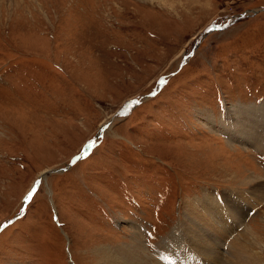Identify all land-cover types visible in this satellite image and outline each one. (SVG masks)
<instances>
[{
    "label": "rangeland",
    "instance_id": "obj_1",
    "mask_svg": "<svg viewBox=\"0 0 264 264\" xmlns=\"http://www.w3.org/2000/svg\"><path fill=\"white\" fill-rule=\"evenodd\" d=\"M252 107L264 0H0V264H101L135 224L157 260L186 199L264 179L219 124Z\"/></svg>",
    "mask_w": 264,
    "mask_h": 264
},
{
    "label": "bare ground",
    "instance_id": "obj_2",
    "mask_svg": "<svg viewBox=\"0 0 264 264\" xmlns=\"http://www.w3.org/2000/svg\"><path fill=\"white\" fill-rule=\"evenodd\" d=\"M252 108L244 110L247 123L240 120L242 124L233 130L229 129L226 121L219 124L228 138L245 141L242 144L245 149L249 146L264 148V110L262 107ZM251 114L254 115L252 119L247 116ZM242 183L252 184V193L233 191L231 195L224 196L207 191L202 197L186 199L182 218L170 236L155 248L157 260L154 261L147 252V243L142 239L143 227L135 224V242L120 244L116 248L100 247L97 251L100 263L264 264V241L253 224L246 221L253 204L257 206L264 201V179L253 176V179Z\"/></svg>",
    "mask_w": 264,
    "mask_h": 264
},
{
    "label": "water",
    "instance_id": "obj_3",
    "mask_svg": "<svg viewBox=\"0 0 264 264\" xmlns=\"http://www.w3.org/2000/svg\"><path fill=\"white\" fill-rule=\"evenodd\" d=\"M92 143H93L92 141H91L90 143H88V144H87V147H91ZM79 159H80V157H79V158H76V161L79 160ZM40 183H41V179H39V180L34 184V186H33L32 188L36 187V186L39 185ZM31 197H32V190L30 191V194H29V197H28V201L31 199ZM10 220H11V219L5 221V222L2 224V227H4V226H5Z\"/></svg>",
    "mask_w": 264,
    "mask_h": 264
},
{
    "label": "trees",
    "instance_id": "obj_4",
    "mask_svg": "<svg viewBox=\"0 0 264 264\" xmlns=\"http://www.w3.org/2000/svg\"><path fill=\"white\" fill-rule=\"evenodd\" d=\"M87 156V155H86Z\"/></svg>",
    "mask_w": 264,
    "mask_h": 264
}]
</instances>
